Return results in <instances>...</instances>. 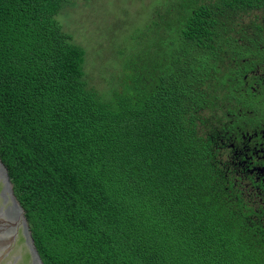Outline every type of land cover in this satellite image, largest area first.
Here are the masks:
<instances>
[{"label": "trees", "instance_id": "16d2710c", "mask_svg": "<svg viewBox=\"0 0 264 264\" xmlns=\"http://www.w3.org/2000/svg\"><path fill=\"white\" fill-rule=\"evenodd\" d=\"M72 2L0 0V160L43 264H264L225 168L259 121L239 65L264 64V0H181L103 77L56 19Z\"/></svg>", "mask_w": 264, "mask_h": 264}, {"label": "rangeland", "instance_id": "374dc122", "mask_svg": "<svg viewBox=\"0 0 264 264\" xmlns=\"http://www.w3.org/2000/svg\"><path fill=\"white\" fill-rule=\"evenodd\" d=\"M181 0H76L57 15L63 30L74 36L91 60L88 72L97 66L96 75L106 71L125 73V65L134 57L147 55L154 44L153 23H161L163 14ZM247 18L244 19L246 22ZM87 40V42H86ZM160 42V39H159ZM114 58V60H113Z\"/></svg>", "mask_w": 264, "mask_h": 264}, {"label": "flooded vegetation", "instance_id": "af4514ba", "mask_svg": "<svg viewBox=\"0 0 264 264\" xmlns=\"http://www.w3.org/2000/svg\"><path fill=\"white\" fill-rule=\"evenodd\" d=\"M255 49V52L260 51ZM264 50V49H262ZM243 52H247L244 49ZM248 61V58H240V63ZM241 70V78L245 86H248L252 97L246 98L243 103L257 106L259 121L255 128H249L244 133V138L240 148L233 149L232 156L225 161V168L228 175L234 181V189L240 193V197H245L246 201L254 207L256 213H264V90L259 91L260 98L255 97V89L264 85V64L256 63L253 66L245 65ZM242 108V107H241ZM244 108V107H243ZM246 114H238L240 123L246 125L250 119V111ZM264 228V216L259 220ZM258 221V222H259Z\"/></svg>", "mask_w": 264, "mask_h": 264}, {"label": "water", "instance_id": "95a60500", "mask_svg": "<svg viewBox=\"0 0 264 264\" xmlns=\"http://www.w3.org/2000/svg\"><path fill=\"white\" fill-rule=\"evenodd\" d=\"M0 264H43L32 239L23 208L13 194L0 160Z\"/></svg>", "mask_w": 264, "mask_h": 264}]
</instances>
